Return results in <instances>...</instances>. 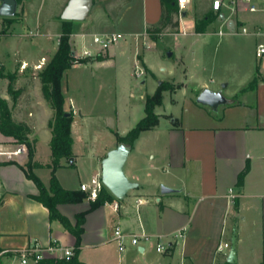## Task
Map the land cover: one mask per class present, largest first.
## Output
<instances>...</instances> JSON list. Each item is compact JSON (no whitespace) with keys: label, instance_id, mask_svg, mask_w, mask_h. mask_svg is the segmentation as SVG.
<instances>
[{"label":"crops","instance_id":"1","mask_svg":"<svg viewBox=\"0 0 264 264\" xmlns=\"http://www.w3.org/2000/svg\"><path fill=\"white\" fill-rule=\"evenodd\" d=\"M69 1L63 0L61 14L55 18L61 20V15ZM213 1L209 2L210 10L198 13L196 0H191L183 11L186 12V16L182 15V19L179 20L180 33L177 35L195 37L196 39L190 43L192 47L200 43L212 47L215 44L216 49L222 47L224 61H227L235 50L239 55L247 54L249 58L240 69L238 85L232 95L226 97L222 91L215 90L207 82H203L201 90L195 96L183 92L180 116L176 117L172 114L167 125H163L160 120L155 129L141 133L126 164L128 177L138 183L139 187L131 191L124 201L118 202L120 212L117 213L114 227L119 226L126 235L146 234L155 238L157 236L170 238L179 232L185 235V230L188 229L185 237L183 236V255L185 260H189L192 264L207 261L212 264H225L227 261L224 262L223 258L226 256L228 258L229 254L219 258L221 253L217 252V248L219 245L229 244L223 243V239L228 232L236 229L255 230L259 237L258 245L262 254L264 253V56L257 57L259 47L264 46V12L252 13L240 0H223L222 8L216 12L213 10ZM255 1L259 2V0ZM30 2L32 0H24L23 20L26 19ZM136 6L140 8L137 22L139 21L145 30L143 34L131 23ZM208 12L212 13L215 20L204 34H197L195 18L196 16L201 18ZM190 14L192 22H187ZM160 18V0H94L93 8L84 21L86 32L81 36L84 40L83 48L94 53L99 52L93 40L89 41L85 38L87 35L91 38L122 34L125 39L123 43H118L111 50L106 51L102 61L98 60L90 64L97 65V68H106V66L110 68L116 65L119 56L125 55L124 62L129 63L133 59L135 65L141 56V37H147L148 28L156 25ZM59 24L60 32L57 31L56 34L58 38L61 34L62 22ZM97 25L100 29L93 34L89 33ZM224 27L230 30L231 35H224L222 32ZM244 28L248 30L247 34L243 33ZM49 32L46 37L52 38L53 33L50 30ZM235 35H239L242 39H235L236 37H233ZM76 36L73 32L74 45ZM4 38L1 39L0 45ZM57 50L58 47L55 48V53ZM47 52L48 50L45 53ZM132 53L133 58H131ZM17 55L18 52L14 58ZM45 58L46 54L37 60L30 61L25 58L22 61V68L23 66L27 68V65L31 64L34 70H40L38 66H45L43 63ZM1 66L4 67L5 64L2 63ZM78 66L84 64H77L70 71ZM183 66L187 78L188 66L184 63ZM25 69L19 71L16 86L23 79L19 75L23 74ZM203 70L208 72L210 69L205 67ZM214 70L212 68V71ZM255 79H258V83L254 89H250ZM221 82L230 85L228 72L221 76ZM34 85L36 91L33 90L35 87L33 88L30 82L21 85L22 93L13 109V115L18 122H25L31 127L33 130L31 138L37 142L41 123L45 133L50 136L49 145H45L48 151L44 150V158L41 145H36L34 161L44 168H38L34 173L41 179L43 171L51 170L46 166L52 159L50 148L52 133L49 123L54 112L45 101L40 84L34 83ZM184 85L189 87L186 83ZM204 90L222 93L227 103L217 109L198 104L199 93ZM70 102L69 108L75 114L73 122L75 125V117L81 113V110L72 99ZM0 146L8 151L19 147L15 145L13 138L5 137L1 133ZM73 154L75 167H68L66 161H63L62 167L57 172L61 169L78 167L75 141ZM28 162L29 157L26 152L18 158L0 163L2 164L0 184L3 195L0 207V250L26 247L33 242L47 245L57 241L67 246L79 247L77 256L79 261L90 264L88 258L82 257L86 250L95 246L90 241L88 227L92 218L96 219L103 214L105 205L88 213L81 244L77 245L75 237L58 221L51 222L49 211L33 199L39 191L22 169L26 168ZM247 167L248 172L240 185V174ZM99 173H102L101 154L96 155L93 161L92 173L88 181L82 179L80 175L79 185L62 187L67 190H80L82 184L90 183ZM163 186L176 192L163 195L161 192ZM58 209L72 225H75L76 216L90 210V206L86 203L65 204L59 205ZM56 223L58 225H55ZM247 234L237 237L238 257L239 250L242 252L240 243H244ZM102 244L98 243V245ZM170 247L168 255H172L175 251L173 244H170ZM139 250L142 253L146 252L143 246L139 247Z\"/></svg>","mask_w":264,"mask_h":264},{"label":"rangeland","instance_id":"2","mask_svg":"<svg viewBox=\"0 0 264 264\" xmlns=\"http://www.w3.org/2000/svg\"><path fill=\"white\" fill-rule=\"evenodd\" d=\"M62 2L63 0H32L27 9L26 19L23 20L22 6L25 3L24 0H21L16 23L12 28H9L7 35L4 36L5 38L3 37V43L0 45V69L3 67L1 64L4 63L5 74L15 73L16 71L19 73L23 69L22 61L25 58L30 61L37 60L43 54H46L47 60L46 58L43 60L45 66L51 61L55 48L58 47L56 34L57 31L60 32L59 23H61V20L55 17L61 14ZM209 2L210 0H196V12L202 13L208 9L210 10ZM139 13L140 8L136 6L132 13L133 20L131 23L143 34L145 30L139 21L137 22L140 17ZM180 19H182V16ZM186 21L192 22L191 14ZM7 26L8 23L0 18V32ZM99 27L97 25L89 33L97 32L100 29ZM49 30L53 33L52 38L46 37L50 33ZM73 32L77 35L75 49L80 55L84 49V40L81 37L86 32L84 31V22H74ZM222 32L226 36L231 35L227 27H224ZM170 33L166 32L158 37H141V56H139V61L135 65L133 59L129 63L124 62L125 55H121L117 58L115 66L97 68V65H92L93 62H97L98 57L103 58L106 56V52H97L94 53L93 57L84 59L87 61L84 66H78L76 69L67 72L64 81L67 106H71L70 99H72L74 104L81 110V113L77 114L75 125H73L78 167L61 169L57 172L56 177L61 186L70 188L79 185L78 178L80 175L82 179L87 181L90 179L96 155L101 154L103 161L109 152L108 150H112L119 145L117 134L125 136L145 117L146 99L148 96H153L159 87L164 86L169 89L163 93L162 106L157 107L155 110L163 125L169 123L172 114L176 117L180 116L183 92L195 96L201 90L203 82H207L215 90L222 91L226 97L232 95L236 85H238L239 80L237 81V79L241 72L240 69L244 67L246 60L249 58L247 54L239 55L235 50L231 53L229 59L224 61L222 47L216 49L215 44L212 47L211 45L203 46L201 43L192 47L190 43L196 39L195 37ZM233 37L242 39L239 35ZM85 38L89 41L90 39L93 40V37L90 38L88 35ZM123 42L124 39L119 41V43ZM47 50L48 52L45 53ZM16 52H18V55L14 58ZM131 58H133V53ZM182 62L188 66L187 78ZM138 64L145 72L143 77H137L136 75ZM205 67L210 70L205 72L203 70ZM212 68L215 70L212 71ZM40 71L34 70V66L31 64L27 65L24 73L19 75L23 79L20 80L21 82L16 86V89H21V85L29 82L33 88L35 87L33 89L35 91L36 85L34 83L40 84V87H42L38 76ZM226 72L229 73V86L226 82H221V76ZM184 83L188 84L189 87H185ZM7 85V81H0V95L12 104V97L8 94ZM176 93L178 95H175ZM69 112H73V110L69 108ZM37 139L36 145H41L44 158V150L48 151V147H45V145H49L50 136L45 133L42 123L38 129ZM31 140L34 141L32 138ZM15 145L23 146L16 142ZM51 177V170H45L42 172L40 180L44 185L50 186ZM86 195L87 198L83 203L90 206V203L96 200L91 199L87 193ZM118 202L116 199L113 203L106 204L103 214L90 220L88 232L91 238L90 241L95 246L90 250H86L82 257L88 258L92 264H192L189 260H185L183 255L184 237L188 229L185 230V235L179 232L170 238H161L160 243L166 249L162 253L157 251L158 239L155 237H150V241L147 242L142 241L141 246L146 248L145 253H142L139 247L131 245V238L126 240V250L120 253L117 243L114 242L115 218L117 213L120 212L119 208H115V203ZM55 225H58V223ZM234 232H236L237 237L249 234L246 235L244 243H240V249L242 245V252H246L242 253L239 250V264H261L263 254L258 245L259 237L256 231L252 229L249 231L245 229L232 230L223 239V243L227 242L231 245ZM98 243L103 244L98 245ZM170 244L175 246L172 255H168L171 249ZM229 252L230 249H225L218 257L223 258ZM226 257L223 258L224 262L227 261ZM201 264L212 263L207 261L205 263L201 262Z\"/></svg>","mask_w":264,"mask_h":264},{"label":"trees","instance_id":"3","mask_svg":"<svg viewBox=\"0 0 264 264\" xmlns=\"http://www.w3.org/2000/svg\"><path fill=\"white\" fill-rule=\"evenodd\" d=\"M161 2V18L160 21L148 28L147 34L151 37H158L164 35L166 32L177 35L180 33V17L183 12H180L177 0H160ZM20 5L21 0H18ZM18 17V13L16 15ZM16 17L9 19L3 18L8 26L0 32L1 39L7 35L9 28L16 22ZM215 17L211 12L206 13L203 17L195 18V32L197 34H204L208 27L214 22ZM61 34L58 38V50L51 59V61L38 74L41 82V90L45 101L54 112V119L50 121L49 127L52 133L50 142L51 148V163L46 167L51 169L52 177L50 186H45L34 170L44 168L43 165L34 161L37 140L32 141L31 136L33 130L25 122H18L13 115V109L18 103V99L22 93L21 89H16L18 80L17 71L12 74H5L4 67L0 69V81L8 82L7 91L12 97V104L8 99L0 95V133L5 137L13 138L16 143L25 146L29 162L26 168H22L26 177L31 180L38 188L39 194L33 197L34 200L42 204L48 211L50 221H58L72 236L75 237L77 245L81 244L82 235L84 233V224L88 213L99 209L100 207L113 203L116 198L108 192L106 188L102 190L98 199L90 203V210L80 213L76 216V223L72 225L68 218L63 216L58 207L65 204H81L87 195L81 190H67L64 189L58 182L56 172L62 167V162L66 161L69 167H75L73 145L74 140L72 136V125L74 122L73 112H69L67 106V99L64 90V81L66 74L77 64H86L84 59H78L76 55L75 45L72 42L73 38V22L62 21ZM102 61L103 58L98 57ZM258 83L255 79L250 86L254 89ZM164 86L159 87L153 96H148L145 105V117L124 137H119V144L124 143L133 148L136 140L141 133L155 129L160 122V117L155 113L157 107L163 104V93L168 91ZM72 113L71 117L66 116ZM2 164H0L1 166ZM248 172L246 170L240 174L239 183L243 180ZM237 203V201L235 202ZM78 256V255H77ZM68 264H83L76 257ZM225 264H228L227 262ZM264 264V253L262 263Z\"/></svg>","mask_w":264,"mask_h":264},{"label":"built area","instance_id":"4","mask_svg":"<svg viewBox=\"0 0 264 264\" xmlns=\"http://www.w3.org/2000/svg\"><path fill=\"white\" fill-rule=\"evenodd\" d=\"M191 0H177L180 12L185 11ZM244 4L248 6V10L252 13L264 12V0H242ZM223 6V0L213 1V10L220 11ZM243 33L247 34L248 30L243 29ZM125 39L122 34H108L93 37V44L98 48L99 52H106L114 45L118 44L120 40ZM78 59H86L94 56V52L88 49H83L82 53L78 55ZM264 56V46L259 47L257 57L262 58ZM26 66H23L25 69ZM40 70L44 67L38 66ZM145 72L137 65V77H143ZM25 146L18 147L15 150H4L0 146V163L10 161L14 158L20 157V155L26 153ZM105 188L102 182V173L95 175L90 183L82 184L80 190L87 193L91 199L97 200L102 190ZM232 192V191H231ZM3 202L2 187L0 184V207ZM141 203V201H139ZM115 208H120L119 203H115ZM131 238V245L135 247H141L142 241H150V236L143 235H126L123 230L118 226L114 229V242L117 243L119 252L126 250V240ZM158 239L157 251L164 252L166 249L160 243L161 236L156 237ZM225 249H230L229 244L219 245L217 248L218 253H223ZM79 247L67 246L60 242L54 241L47 245H42L38 242H33L29 246L21 248H6L0 250V264H68L71 263L78 255Z\"/></svg>","mask_w":264,"mask_h":264},{"label":"water","instance_id":"5","mask_svg":"<svg viewBox=\"0 0 264 264\" xmlns=\"http://www.w3.org/2000/svg\"><path fill=\"white\" fill-rule=\"evenodd\" d=\"M93 5L94 0H70L61 15V20L84 22L88 18ZM18 8V0H0V18H15ZM183 15L186 16V12H183ZM197 103L217 109L221 105H225L227 100L222 93L204 90L198 96ZM73 114L68 113L66 116L71 117ZM131 151V146L120 143L116 148L109 151L102 161V182L118 201H124L131 191L139 187V184L132 181L126 173V164ZM161 192L166 195L176 191L163 186ZM227 263L239 264L236 234L233 235L231 241Z\"/></svg>","mask_w":264,"mask_h":264}]
</instances>
